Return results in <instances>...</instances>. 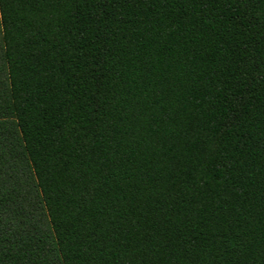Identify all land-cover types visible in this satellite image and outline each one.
I'll list each match as a JSON object with an SVG mask.
<instances>
[{"label":"trees","instance_id":"16d2710c","mask_svg":"<svg viewBox=\"0 0 264 264\" xmlns=\"http://www.w3.org/2000/svg\"><path fill=\"white\" fill-rule=\"evenodd\" d=\"M0 264H264V0H0Z\"/></svg>","mask_w":264,"mask_h":264}]
</instances>
